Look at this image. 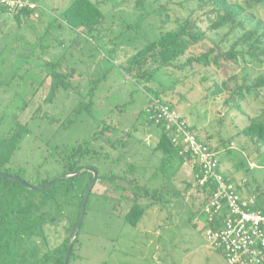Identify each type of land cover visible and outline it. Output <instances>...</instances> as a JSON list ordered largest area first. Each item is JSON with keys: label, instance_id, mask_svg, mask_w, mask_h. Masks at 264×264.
Segmentation results:
<instances>
[{"label": "rangeland", "instance_id": "obj_1", "mask_svg": "<svg viewBox=\"0 0 264 264\" xmlns=\"http://www.w3.org/2000/svg\"><path fill=\"white\" fill-rule=\"evenodd\" d=\"M72 1L42 0L33 17H23L21 23L13 15H0V139L11 136L19 124L30 130L11 166L24 169L27 180L36 179L37 171L44 178L56 168L50 157L56 146L70 149L87 140L91 146L82 164L96 166L101 175L112 170L123 176L130 162L139 167L137 183H130L127 174V178L118 177V188L111 186L116 197L122 199L119 206L100 199L93 191L78 236L76 259L71 264H227L220 252L208 246L201 230L205 223L203 194L193 186V165L186 163L175 172V163L162 171V154L154 150L161 129L147 124L146 108L152 90L163 92V100L173 105L199 138L216 151L228 180L244 196H254L263 206L264 146L253 143L242 129L250 118L264 111V90L256 98V94H247L236 104L239 108H228L224 101L229 92L219 96L212 92L215 82L221 83L231 75L242 77L230 84L231 89L242 83L241 68L231 62L221 60L210 68L196 63L188 67V72H161L154 80L126 74L124 64L161 29L175 28V20L187 15L205 33L207 47L220 44L229 50L244 31L236 38L228 28L210 31L208 17L213 18L214 8L202 0H144L143 10L136 8V0H91L100 1L106 14L104 26L93 39L86 32L72 34L55 20L56 13ZM143 13L138 34L134 29L128 31V24L135 23ZM250 15L253 24L247 23V28L258 22L262 27L264 4ZM166 16L169 23L162 28ZM49 19L55 21L51 28ZM76 35V48H71ZM39 43L52 49L44 51ZM192 52L198 55L201 49ZM62 55L65 59L60 72L70 75L76 89L61 91L47 102L51 81L44 66ZM96 79L101 80L95 83ZM84 100L93 101L91 112L69 123L75 117L74 108ZM156 171L158 175L151 179ZM143 187L150 192L157 189V193L148 198ZM135 196L145 213L142 221L132 226L125 220V207H131ZM76 213L77 206L66 209L62 222L45 229L36 240L41 254L63 243L65 229Z\"/></svg>", "mask_w": 264, "mask_h": 264}, {"label": "trees", "instance_id": "obj_2", "mask_svg": "<svg viewBox=\"0 0 264 264\" xmlns=\"http://www.w3.org/2000/svg\"><path fill=\"white\" fill-rule=\"evenodd\" d=\"M29 1L34 3L36 7L42 4V0ZM202 1L211 4L214 8L213 18L208 17L210 31L228 28L229 33L235 38L240 31H244L236 38L235 43L229 47V50L223 48L220 44L207 47L204 44L206 41L205 33L197 26L193 17L187 15L183 19L175 20L177 25L175 28L170 30L161 29L156 37L132 53L125 61L124 71L137 79L148 78L154 80V76L161 72L167 73L171 70L174 72H188V67L191 69L193 64L196 63L201 67L210 68L212 65L218 66L221 60H225L241 68L243 81L240 85H235L233 89H231L230 84L236 81L239 75H231L221 83L215 82L213 95L219 96L229 92V98L224 101L225 107L228 108L240 103L247 94H256V98L258 93L264 90V25L261 27L258 22L255 27L248 29L247 23L253 24L251 22L253 17L250 15V11H253L259 5H263L264 0H245L241 2L230 0ZM143 2L144 0H136V8L143 10ZM101 4L100 1L73 0L64 10L56 13V16L53 15L52 11H50L49 16L51 18L55 16V20L66 26L72 34L86 32L90 38L94 39L96 38L94 34L98 32L100 27L104 26L106 19L105 12L101 10ZM35 8L26 9L13 14V16L21 23L23 17L27 20ZM143 19L144 13L135 23L128 24V31L134 29L137 33ZM167 19L168 16L162 21V28L169 23ZM54 23V20L50 21L49 19L47 25L51 28ZM60 28L63 27L61 26ZM78 40L79 37L76 35L71 41V48H76L75 42ZM95 40L98 41L97 39ZM223 42H225V39ZM41 43L37 45L41 49H52L51 45L42 46ZM240 46H242V49L239 50L238 47ZM198 47L201 52L195 55L192 51ZM184 57L186 58L185 61H183ZM63 59H65V55H62L57 60L47 61L44 66L47 71V77L51 81L50 90L45 99L47 102H52L61 91L67 92L71 89H76L73 86L70 75L60 72L64 65L62 64ZM100 80L96 79L95 83ZM152 92L153 96L150 98L146 108L148 113L146 122L148 125L155 124L152 117L155 114L157 103L168 105L175 109L173 105L163 100V92H155L153 90ZM92 102V100L79 102L73 111L75 117H72L73 119L70 118L69 123L78 121L79 116L84 112L90 113ZM157 126L161 129V136L154 150L162 154V171L174 166L175 163H177L175 171L183 164L193 165V186L196 191L203 194L204 202L205 198L214 191V186L208 184L201 187L197 184V177L201 174L199 167L193 163L190 155H185L182 149L172 143L163 126ZM190 129L195 132L191 127ZM29 133L30 130L27 125L19 124L11 136L0 139V174L7 175V177L0 176V264H64L69 242L79 219L82 200L92 180V174L85 172L77 177L62 179L43 190L32 189L31 187H41L54 178L73 174L86 167L94 168L98 172V181L103 179L112 181L118 177L127 178V174H129L131 178L129 177L128 181L134 185L138 180L135 174L139 167L135 163L130 162L126 163L127 169L124 170L125 174L123 176L117 175L112 170L101 175L96 166L82 164L91 146L90 141L86 140V143L70 149L56 146L53 153L50 154V157L56 163L54 172H50L42 178L41 172L37 171L36 179L29 178L27 180L25 179L26 171L22 168L12 167L11 162L22 140ZM242 134L257 146H264V111L260 115L250 118L247 125L242 129ZM157 175L158 172L156 171L151 179H155ZM163 175L165 174L163 173ZM9 177L23 180L27 185H22ZM190 186L191 184L188 185V187ZM143 188V192L148 198L157 193V189L153 193L148 191L146 187ZM92 193L88 198L87 205ZM135 197L133 204L125 215L126 222L132 226H137L142 221L145 213V207L141 206L138 196ZM74 206H77L76 218L66 227V238L63 243L41 254L36 240L45 232L47 227H52L60 221L62 222L66 217V209ZM255 208L256 210H263L259 204ZM78 236L74 243L69 264L76 259Z\"/></svg>", "mask_w": 264, "mask_h": 264}, {"label": "built area", "instance_id": "obj_3", "mask_svg": "<svg viewBox=\"0 0 264 264\" xmlns=\"http://www.w3.org/2000/svg\"><path fill=\"white\" fill-rule=\"evenodd\" d=\"M36 5L29 0H0V15H13ZM152 119L163 126L172 143L190 155L200 169L197 184L213 185L202 204L201 230L208 246L220 252L227 264H264V212L256 210L254 196H244L221 170L216 151L192 132L182 115L157 103Z\"/></svg>", "mask_w": 264, "mask_h": 264}, {"label": "water", "instance_id": "obj_4", "mask_svg": "<svg viewBox=\"0 0 264 264\" xmlns=\"http://www.w3.org/2000/svg\"><path fill=\"white\" fill-rule=\"evenodd\" d=\"M91 173L92 174V180L86 190V193L83 197V200H82V204H81V209H80V215H79V219H78V222H77V225H76V228H75V231H74V234L72 236V238L70 239V242H69V247H68V251H67V254H66V257H65V262L64 264H69V260H70V257H71V254H72V250H73V247H74V243H75V240L80 232V229H81V225L83 223V220H84V217H85V212H86V205H87V201H88V198L90 196V194L92 193L97 181H98V172L94 169V168H84L82 169L81 171H78V172H75L73 174H70V175H67V176H61V177H57V178H54L52 180H50L49 182H47L45 185L41 186V187H31L32 189H37V190H43L49 186H51L53 183L57 182V181H60L62 179H67V178H73V177H77L83 173ZM1 177H7V175H4V174H0ZM10 179H12L13 181H16L22 185H27L26 182H24L23 180H20L16 177H9ZM263 212H264V209H263Z\"/></svg>", "mask_w": 264, "mask_h": 264}, {"label": "crops", "instance_id": "obj_5", "mask_svg": "<svg viewBox=\"0 0 264 264\" xmlns=\"http://www.w3.org/2000/svg\"><path fill=\"white\" fill-rule=\"evenodd\" d=\"M40 5H42V4H40ZM40 5H38V6H40ZM43 10H45V9H43ZM41 16V15H40ZM30 17H33L32 16V14H31V16ZM185 164H183L178 170H180L183 166H184ZM177 170V171H178ZM221 170H222V172L224 173V175L226 176V173L224 172V170H223V168H222V166H221ZM176 172V171H175ZM174 172V173H175ZM231 181V180H230ZM113 185H115V188H118L117 187V185H118V178L117 179H114V180H112V181H108V180H106V179H103V180H99L97 183H96V185H95V187H94V193H95V195L97 196V197H99L100 199H104V200H106V202H113V204L114 203H118V204H116V205H118L119 206V203L120 202H118V200H122L121 198H117L116 197V194H115V192L113 191V190H115V188L114 189H111V186H113ZM95 190H97L96 192H95ZM118 196V195H117ZM247 196H250V195H247ZM263 209H264V203H263V206H261ZM125 208H127V209H129L130 207H125ZM201 208H202V205H201ZM122 210H124V208H122ZM128 211V210H127ZM196 224V223H195ZM214 250V249H213Z\"/></svg>", "mask_w": 264, "mask_h": 264}]
</instances>
